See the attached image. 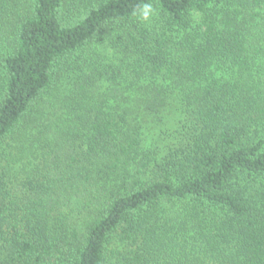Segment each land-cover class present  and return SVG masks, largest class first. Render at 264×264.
Instances as JSON below:
<instances>
[{"label": "trees", "instance_id": "16d2710c", "mask_svg": "<svg viewBox=\"0 0 264 264\" xmlns=\"http://www.w3.org/2000/svg\"><path fill=\"white\" fill-rule=\"evenodd\" d=\"M0 264H264V0H0Z\"/></svg>", "mask_w": 264, "mask_h": 264}, {"label": "clouds", "instance_id": "9594fccd", "mask_svg": "<svg viewBox=\"0 0 264 264\" xmlns=\"http://www.w3.org/2000/svg\"><path fill=\"white\" fill-rule=\"evenodd\" d=\"M151 11H152L151 4L145 3V4H143V6L141 8H139L138 16H139L140 19L146 21V20L149 19Z\"/></svg>", "mask_w": 264, "mask_h": 264}, {"label": "rangeland", "instance_id": "374dc122", "mask_svg": "<svg viewBox=\"0 0 264 264\" xmlns=\"http://www.w3.org/2000/svg\"><path fill=\"white\" fill-rule=\"evenodd\" d=\"M103 41H106V40H103ZM103 45H104V43H101L98 46H100L102 48ZM113 51H114V48H111L109 52L113 53ZM143 129H145L144 131H146V134L144 135L145 141L147 143L146 145L151 146V140H152L153 131L152 132L150 131V126L149 125H145V127Z\"/></svg>", "mask_w": 264, "mask_h": 264}]
</instances>
